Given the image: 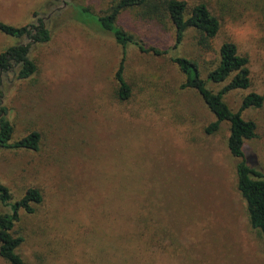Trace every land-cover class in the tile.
Instances as JSON below:
<instances>
[{
	"label": "rangeland",
	"instance_id": "374dc122",
	"mask_svg": "<svg viewBox=\"0 0 264 264\" xmlns=\"http://www.w3.org/2000/svg\"><path fill=\"white\" fill-rule=\"evenodd\" d=\"M203 1L220 18L218 36L202 50L189 31L176 50L198 62L203 80L218 65L220 44H235L227 21L253 19L262 33L247 51L235 44L248 58L251 79L248 91L224 96L236 112L249 91L264 92V10L255 8L257 0ZM111 4L0 0L1 22L24 26L37 13L51 34L47 44L32 48V78H3L12 141L40 135L37 151L0 149V184L11 202L30 188L42 196L32 214H19L14 233L24 241L18 254L26 264H264L261 237L236 190L228 125L205 134L215 118L197 92L180 88L184 76L169 53L129 47L124 78L131 96L118 100L121 48L79 12L83 6L102 15ZM117 25L147 46L173 45L169 23L137 10L123 12ZM27 42L0 33V52ZM223 86L207 83L213 92ZM242 116L256 124L244 154L264 175V106ZM7 210L0 205V214ZM0 264L7 263L0 258Z\"/></svg>",
	"mask_w": 264,
	"mask_h": 264
},
{
	"label": "trees",
	"instance_id": "16d2710c",
	"mask_svg": "<svg viewBox=\"0 0 264 264\" xmlns=\"http://www.w3.org/2000/svg\"><path fill=\"white\" fill-rule=\"evenodd\" d=\"M255 8L263 11L264 0H257ZM128 10H137L139 15L152 22L169 23L174 37L171 48L161 50L147 46L119 27L118 17ZM79 12L89 16L94 24L90 26L110 35L121 48V57L114 73L117 83L116 96L119 101H128L131 96V88L124 78L129 47H135L140 52L152 53L156 56L169 53L170 61L184 76V82L180 88L197 92L215 118L204 128L205 134L211 136L219 131L222 124L228 125L226 148L230 156L237 161L236 190L245 203L249 225L261 237L264 253V175L257 169L254 162L245 156L243 150L244 143L256 137V124L242 116L245 110L260 109L264 106V92L249 91L242 98L236 112L231 111L224 102V96L229 92L248 91L251 88L248 58L238 54L236 45L230 41H223L220 44L217 50L218 65L207 74L206 80L201 78L196 60L176 53L189 31L197 33L196 42L202 50L210 49V42L218 36L220 31V18L203 0L189 2L188 0H112L111 6L102 15H96L83 6L79 7ZM37 15V13L33 14L32 22L19 27L0 21L1 34L15 39L25 38L28 41L25 44L9 46L0 52L1 150L37 151L39 149L40 135L37 132H31L17 141H12L13 126L8 118V109L4 105L3 85V78L26 81L36 72V65L31 58L32 48L35 45L47 44L51 39L50 30L45 21ZM207 83L224 84V86L219 91L213 92L207 87ZM11 200L9 190L0 184V205L8 208L6 212L0 214V258L7 264H26L17 252L24 239L14 233V227L19 221L20 212L32 214L34 206L42 202V196L37 189L30 188L20 199L14 202Z\"/></svg>",
	"mask_w": 264,
	"mask_h": 264
},
{
	"label": "clouds",
	"instance_id": "9594fccd",
	"mask_svg": "<svg viewBox=\"0 0 264 264\" xmlns=\"http://www.w3.org/2000/svg\"><path fill=\"white\" fill-rule=\"evenodd\" d=\"M225 32L241 51H247L251 42L259 39L262 35L255 20L250 18L240 21H227Z\"/></svg>",
	"mask_w": 264,
	"mask_h": 264
}]
</instances>
